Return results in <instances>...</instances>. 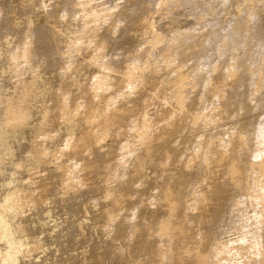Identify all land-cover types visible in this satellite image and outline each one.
<instances>
[{"label":"rangeland","instance_id":"1","mask_svg":"<svg viewBox=\"0 0 264 264\" xmlns=\"http://www.w3.org/2000/svg\"><path fill=\"white\" fill-rule=\"evenodd\" d=\"M54 1L63 4V12L73 2L77 12L72 22L63 15L62 37L51 42L52 35L44 29L36 4L53 8ZM128 1L0 0V264H127L123 263L127 241L133 237L120 235L118 224L149 223L161 211L165 213L162 206L168 198L177 204L179 191L168 192L163 186L165 174L157 173L160 164L147 160L143 164L149 167L142 171L126 168L136 164L130 154L142 145L138 141L146 140L137 132L155 127L146 117L143 122L133 121L145 79L151 85L157 78L178 74L181 79L175 82L178 86L171 98L187 112L197 107L194 101L190 105L196 92L207 100L208 91H201L203 83L213 84L217 76L229 80L239 76L241 66L258 87H264L260 0H159L141 33H137L138 15L127 16L122 11ZM20 2L29 8L20 11ZM187 2L194 8L182 9ZM202 40L203 56L209 63L216 47L229 56L219 59L227 62L223 66L216 62L206 81L199 80L207 71L195 53L190 64L179 63V49L188 46L186 53L195 52ZM233 42L246 46L251 54L232 49ZM35 59L41 64L35 65ZM246 59L249 63L243 65ZM125 109L129 120L124 134L111 141V128L103 117ZM208 112L215 110L209 108ZM221 139L230 141L227 136ZM194 145L189 139V147ZM190 156L176 159L179 163L165 161L161 172H198L190 198L193 209L201 204L199 194L207 177L198 166L199 155ZM107 162L114 166L105 170L110 173L103 177ZM125 172H142L133 182L132 195L119 190ZM97 192L104 201H95L85 215L83 204ZM117 198L122 199L117 205L120 209L112 207L114 213L109 215L104 205ZM198 212L210 216L212 206L202 204ZM252 213L261 218L258 226H264V209L258 206ZM196 220V216H188L189 233L181 230L178 237L170 233L168 238L208 239L210 227ZM229 224L225 230L234 226ZM82 227L98 232L101 249L90 246L84 250L83 242H97L87 236L78 243ZM230 231L229 238L237 237L236 230ZM165 235L144 237L143 249L149 251L150 239ZM108 240L115 244L114 253L105 252ZM74 244L75 248L70 247ZM96 254L101 260H96ZM132 254L140 261L137 264L152 255Z\"/></svg>","mask_w":264,"mask_h":264},{"label":"bare ground","instance_id":"2","mask_svg":"<svg viewBox=\"0 0 264 264\" xmlns=\"http://www.w3.org/2000/svg\"><path fill=\"white\" fill-rule=\"evenodd\" d=\"M158 1L129 0L121 6L123 13H127V16L138 15L137 33H141L148 24L149 16L154 13ZM260 2L261 16L264 18V0H260ZM52 6L53 8L36 4V9L37 14L44 18V29L50 32L51 42H54L62 37L63 15H68L69 21L72 22L75 20L77 11L73 2L68 4L66 12H63L65 7L60 2L54 1ZM28 8L29 4L23 5L20 2L17 5V9L20 11H26ZM193 8V4L187 2L182 9ZM203 42L202 40L199 45L194 43V45H198L195 52L186 53L188 46H182L179 49L180 64L184 61L190 64L193 53L201 60L200 65L207 72L199 78L200 81L211 78L216 62H220L221 66L227 63L219 59H228L229 57L220 54L219 49L221 48L216 47L217 51L212 55L209 63V59L203 56ZM230 47L232 49L240 48V53L243 55L251 54L246 46L238 43L233 42ZM248 63V59L242 60L243 65ZM34 64L40 65L41 62L35 59ZM180 79L178 74L172 72L169 76L157 78L156 82L151 85L149 79H145L139 88L140 109L134 115L133 121L143 122V118L146 117V119L155 122V127L137 132L138 137L143 136L146 140L138 141L142 145L132 150L133 153L130 154L132 161L136 164L126 165V168L142 171L149 167V165L143 164L144 161L156 162L160 164L157 173L165 174L163 186L167 188L168 192L177 193L179 191V193L176 198L177 204L171 197L168 198L162 206L165 213L161 211L160 214L155 215L153 221L146 224H118L120 235H123L124 238L129 235L133 237L127 241L129 248L125 252L127 255H124L123 263L137 264L140 262L129 254L152 253L149 257H143L141 264H150V262L155 264H250L252 262L255 264L261 261L263 264L264 226H258L261 218L254 215L252 211L258 206L264 209V87H258L255 79L248 76L246 68L241 66L239 76L230 80L224 76H217L218 81L213 84L203 83L201 91H208L207 100L203 101L202 93L196 92L190 105L193 106L194 101L197 107L187 112L180 109L177 101L171 98L174 93L173 89L178 86L175 82H180ZM225 82L230 83L225 84ZM209 108L215 110V113L208 112ZM103 120L109 122L111 141H114L124 134L125 124L129 120L128 111L125 109V112L105 115ZM224 136L230 137V141H222L221 138ZM189 139L195 143L194 146H198L196 149L194 146L189 147ZM105 143L111 145L112 142L106 141ZM191 153L199 155L196 158L200 161L198 166L206 173L207 177L204 188L199 194L202 200L201 204L193 207L196 212L191 209L190 198L194 195L198 183V172L192 174L161 172L165 161L174 160V163H179L176 159H182V157L191 159L189 158ZM127 160L125 162H128ZM179 165L180 168L184 166ZM113 166L109 162L104 164L103 177L110 173L105 170L109 171ZM238 170L240 172H237ZM141 173L125 172L123 182L119 187L120 192L132 195V191H135L132 188L133 182ZM142 191L145 192V188ZM94 192L96 193V191ZM97 193V195L93 194L95 196L89 197V205L87 204L88 200L83 204V206L86 205L85 215L90 213L91 205L95 201L101 203L104 201L99 192ZM256 193H260V195H256ZM108 202L104 208L108 209V214L111 215L114 213L112 207H119L117 205L122 202V199H110ZM205 203L212 206L213 213L210 216L198 212L200 206ZM188 216H192V219L196 216V223L210 227L211 232L208 239H176L181 230L189 233L191 223L187 221ZM229 223H234V226L232 224L230 227ZM227 224H229V228L225 230ZM168 227L169 231L166 230ZM232 228L238 232L235 238H229L228 232ZM224 230L225 232H223ZM80 231L82 238L78 243L82 239H86L87 236L95 238V242H97L94 245L91 242L88 244L83 242L84 250L90 246L95 249L102 248L100 246L102 238L98 239L97 231L91 227H82ZM170 233L177 236L170 240L168 238ZM149 234H166L167 239L160 236L150 239L149 251H145L143 249L145 248L144 237ZM109 235L111 234H107V236ZM77 244L70 247L75 248L74 246ZM105 246L107 254L114 253L115 244H111V240H108ZM185 247L188 248L183 252ZM93 256L96 260H101L98 254ZM139 257L141 258V256ZM136 261L138 262L135 263Z\"/></svg>","mask_w":264,"mask_h":264}]
</instances>
